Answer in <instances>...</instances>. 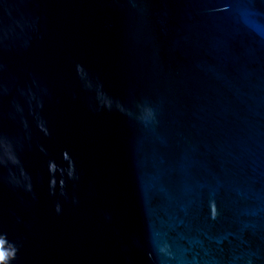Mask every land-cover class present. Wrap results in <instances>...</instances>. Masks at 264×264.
I'll use <instances>...</instances> for the list:
<instances>
[{
  "label": "water",
  "instance_id": "95a60500",
  "mask_svg": "<svg viewBox=\"0 0 264 264\" xmlns=\"http://www.w3.org/2000/svg\"><path fill=\"white\" fill-rule=\"evenodd\" d=\"M0 264H264V0H0Z\"/></svg>",
  "mask_w": 264,
  "mask_h": 264
}]
</instances>
